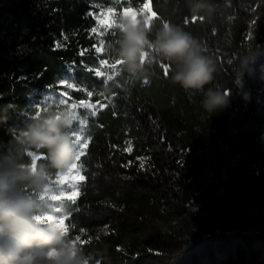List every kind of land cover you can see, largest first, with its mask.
Listing matches in <instances>:
<instances>
[{
	"label": "trees",
	"instance_id": "16d2710c",
	"mask_svg": "<svg viewBox=\"0 0 264 264\" xmlns=\"http://www.w3.org/2000/svg\"><path fill=\"white\" fill-rule=\"evenodd\" d=\"M94 2L138 9L147 0H0V157L21 151L26 166L40 168L41 155L10 129L31 125L25 103L69 75L101 91L107 107L88 116L86 180L71 202L66 242L89 264H264V0H150L159 16L150 41L164 23L177 25L213 60L204 91L229 92V104L211 115L203 92L173 83L174 65L166 78L160 65L169 62L158 57L145 65L148 84L123 65L107 84L84 71L120 60L123 40L114 29L101 44L88 15ZM196 3L214 11L194 16Z\"/></svg>",
	"mask_w": 264,
	"mask_h": 264
},
{
	"label": "clouds",
	"instance_id": "9594fccd",
	"mask_svg": "<svg viewBox=\"0 0 264 264\" xmlns=\"http://www.w3.org/2000/svg\"><path fill=\"white\" fill-rule=\"evenodd\" d=\"M211 15V4L191 5L194 16ZM155 15V13H153ZM141 22L135 14L122 22L123 40L119 59L123 69L142 84L150 82L146 64L168 61L172 82L186 92H203V109L209 114L229 104V92L205 86L214 80L213 60L202 54L201 46L191 33L170 23H164L153 41L148 39L147 21ZM168 75V74H167ZM76 113L66 109L59 114L44 116L25 128L12 127V138L26 151L46 149L49 165L56 170L57 186L68 178L78 160L74 139ZM82 135V134H80ZM7 156L0 157V264H89L81 249L66 242L67 232L55 219L43 220L53 213L38 212L37 201L49 196L57 201L59 194L46 183L47 177L35 166L15 169ZM24 173V175H19ZM47 192V195H42Z\"/></svg>",
	"mask_w": 264,
	"mask_h": 264
},
{
	"label": "rangeland",
	"instance_id": "374dc122",
	"mask_svg": "<svg viewBox=\"0 0 264 264\" xmlns=\"http://www.w3.org/2000/svg\"><path fill=\"white\" fill-rule=\"evenodd\" d=\"M115 1H119V0H115ZM144 5L145 3L142 6H140L138 9H135V8L118 9L117 7H114L113 5L105 6L103 2H94L95 8L92 12L95 13V15H93V18L95 19L96 24L92 31L98 36L101 42L103 41L105 34L109 30L120 29L118 25L121 24L125 19H130L132 14H135L138 20H140L141 22H144L147 18L150 17L151 11H152L150 5L148 8H144ZM124 9H129V11L125 14L123 11ZM109 10H114V15L110 16ZM109 17L115 21L116 26L106 31L105 25L102 23V21L105 18H109ZM100 60H107L108 65H112L115 63L114 61L110 59H100ZM100 60H98V65H95L94 67H88V68L93 69L94 75H95V70H99L104 74L101 77H97V78L103 79L105 81L106 77L108 75H114L115 71H119L120 73V65L117 66V68L114 70L112 67H105L101 65L99 63ZM117 76L118 75H114V79L109 80L108 82H114V81L116 82L115 78ZM63 78H69L67 83L73 84L74 87L72 89H69L67 87V83L63 86H60L59 80ZM88 92L92 93L91 96L95 95L98 97L97 103H94L93 105L98 106L104 102L105 99L102 95V92L97 90V88L89 89L85 86V84L76 82L71 76L62 75L58 77L54 81V83L48 85L45 89L35 92L33 96L23 106L24 107L23 112L25 114L26 119L31 120V123L33 124L34 122L40 119H43L44 116L49 115V114H52V113L59 114L60 112L66 109L75 110L81 119H86L87 128H86L84 135L85 137H90V133H89L90 126H89L88 116L91 115L90 113L92 110L86 109L83 107V105L91 104L89 102V99L91 98V96L88 95ZM65 93H67V95H64ZM76 93H78L79 95H75ZM77 96H81L80 98L82 99L77 100ZM61 98L65 100L64 105L62 104L60 100ZM76 126L77 125L75 123L74 128H76ZM25 127L27 126H24L21 128H25ZM2 143L3 142H0V145ZM32 150L35 153L46 157L44 159V162L40 165L39 170L42 172L43 175L47 177L46 183L50 185L53 189H56L59 194V199L57 201H54L50 196L47 201L38 200L37 201V211L53 213L54 215L52 216H42L41 218H45L43 220H46L49 222L55 219L58 224H63V218L67 216L66 217V220H67V218L69 217V214L71 211V202L76 200L81 193L83 181H73V183H75L77 187L74 190H70L65 194L59 191V187L57 186L56 172L52 173V171L48 169L47 167L49 162H48L47 156L44 155V153H46L47 150L46 149H39V150L32 149ZM21 156H22L21 151H18L17 154L14 156V158L9 161V163L12 165L14 169L17 165L26 166ZM80 163L82 164L81 161ZM79 174L84 175L83 171ZM74 175H77V172L76 170L73 169L71 175L68 177V180H71V178ZM63 186L64 185H61V187ZM42 195H47V192L43 193ZM68 196H72L73 199L69 201Z\"/></svg>",
	"mask_w": 264,
	"mask_h": 264
},
{
	"label": "snow or ice",
	"instance_id": "6c2138e0",
	"mask_svg": "<svg viewBox=\"0 0 264 264\" xmlns=\"http://www.w3.org/2000/svg\"><path fill=\"white\" fill-rule=\"evenodd\" d=\"M149 5H150V0H147V2L144 5V8H148ZM91 7L92 6H90V11H89V14H88L89 16L95 15V13H93L91 11ZM123 11L126 14L129 11V9H124ZM109 12H110V16L114 15V10H109ZM153 13H155V15H153ZM156 19H159V16H158V14L154 10H152L151 11V15H150V20L147 21L148 26L150 27L151 22H154V20H156ZM187 22L188 21L186 20V23ZM102 23L105 25V30L106 31L108 29L116 26L115 25V21L113 19H111L110 17L109 18H105L102 21ZM118 27L121 29L122 23L119 24ZM103 43L104 42L101 41V44H103ZM54 47H56L57 49H59V44L54 45ZM96 51L98 53H101L102 54L104 50L102 48H97ZM80 55L83 56L84 55V51H81L80 52ZM99 63L101 65L105 66V67H112L114 70L117 68V66L122 65V61H120L118 59H116L115 60V63L112 64V65H108V61L107 60H100ZM160 66L164 69V75L167 78V74H168V71L170 70V66H166L164 64H161ZM83 70L84 71H93V69L88 68L87 66H83ZM102 75H104V74L101 71L95 70V76L96 77H101ZM114 75H119V71H115L114 72ZM114 75H108L106 77L104 83L107 84V82L109 80H113L114 79ZM68 80H69V78L60 79L59 80L60 86L65 85ZM67 87L69 89H72L74 87V85L71 84V83H67ZM64 95H67V93H65ZM88 95L91 96L92 93L91 92H88ZM98 95H99V93H98ZM49 98H51V97H49ZM60 100H61L62 104L64 105L65 104V100L63 98H61ZM83 107L86 108V109H91L92 111H91L90 114L92 116H96L97 115V112L95 111V109L97 107L96 105L87 104V105H83ZM104 107H107V105H100V108L101 109H103ZM74 112L76 113V117H77L76 118V125L77 126H76V128H74V139H75V142H76V145H77V148H78V160H77V162H76V164H75V166H74L73 169L76 170L77 175H74L71 178V180H68V178H66L63 181V183L61 184V185H64V186L63 187H61V185L59 186V191L63 192L64 194L67 193L70 190H74L77 187V185L75 183H73V181H85L86 180V177L84 175L79 174L82 171H84L83 166L80 163V161H81L82 156L87 155L86 149H87V147H88V145L90 143V139L91 138L90 137H85V135H84V133L86 131V128H87V121H86V119H81L75 110H74ZM114 115H115V113H114ZM150 119H153V118L150 117ZM153 122H155V121L153 120ZM98 126L99 127H103V125H98ZM80 134H82V135H80ZM45 158H46L45 156H41L40 157V159H45ZM122 166L123 167H130L131 165L130 164H125V165H122ZM141 168H143V164H141ZM72 199H73L72 196H68V200L69 201H71ZM68 210H69V208H68ZM66 217L67 216H65L63 218V225H64V228H65L66 232L68 233L69 232V228H68V226L66 224ZM42 219H45V218H42Z\"/></svg>",
	"mask_w": 264,
	"mask_h": 264
}]
</instances>
